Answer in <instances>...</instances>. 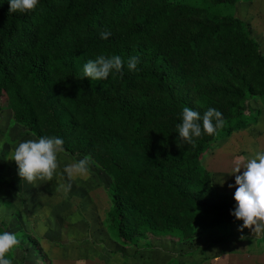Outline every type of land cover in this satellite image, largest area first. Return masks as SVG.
Masks as SVG:
<instances>
[{
    "label": "trees",
    "instance_id": "trees-1",
    "mask_svg": "<svg viewBox=\"0 0 264 264\" xmlns=\"http://www.w3.org/2000/svg\"><path fill=\"white\" fill-rule=\"evenodd\" d=\"M242 1L39 0L13 13L0 0V100L37 139L62 138L65 153L90 157L111 201L106 223L124 248L160 242L194 253L210 231L243 224L230 214L235 192H218L202 165L207 150L257 121L244 116L249 102H264L261 45L248 23L219 8ZM100 55L121 56L123 75L81 78ZM132 56L136 71L127 68ZM185 106L201 117L215 108L226 124L187 144L177 132ZM0 231H8L2 219Z\"/></svg>",
    "mask_w": 264,
    "mask_h": 264
},
{
    "label": "rangeland",
    "instance_id": "rangeland-1",
    "mask_svg": "<svg viewBox=\"0 0 264 264\" xmlns=\"http://www.w3.org/2000/svg\"><path fill=\"white\" fill-rule=\"evenodd\" d=\"M219 8L248 23L264 52V0ZM249 105L244 116L257 121L219 141L202 157L220 193L235 191L228 185H235L237 162L246 163L241 157L264 152V102L252 100ZM11 114L8 103L0 100V219L20 240L13 264H41L33 240L26 239L23 230L38 240L50 264H264V231L254 232V226L210 231L197 241L194 253L160 242L153 249L124 248L106 223L111 201L101 179L90 169L87 176L71 180L63 174L65 165L78 161L75 157L64 151L58 155L60 167L52 181L28 183L19 177L14 148L37 138L12 122ZM242 173L243 169L237 174ZM60 184L71 188L57 190ZM232 230H237L234 235Z\"/></svg>",
    "mask_w": 264,
    "mask_h": 264
},
{
    "label": "clouds",
    "instance_id": "clouds-1",
    "mask_svg": "<svg viewBox=\"0 0 264 264\" xmlns=\"http://www.w3.org/2000/svg\"><path fill=\"white\" fill-rule=\"evenodd\" d=\"M39 0H9V12H27L36 8ZM111 32L102 31V39H108ZM139 58L129 57L127 68L129 71H136ZM125 61L119 55L105 57L100 55L95 59H89L83 66L81 78L90 80H105L110 73L123 75ZM202 120V124H201ZM226 124L220 111L209 108L201 117L200 113L185 106L181 114V123L177 125L179 140L195 146V140L203 134L209 136L217 135L218 130ZM63 139L56 136H42L38 139H28L19 142L13 151L12 159L18 165V175L28 183L36 180L52 181L60 167L58 155L64 151ZM178 146V145H177ZM179 147V146H178ZM246 163L237 162L233 174L235 175V185L229 184L228 187H236L234 199L236 207L231 211V215L236 220L243 221L240 231L243 228H252L254 232L264 231V152H257L254 156L240 158ZM90 157L64 166L63 174L71 180L74 176L85 177L89 174ZM242 174H237L241 172ZM224 180L221 185H223ZM60 188L65 191L70 190L71 184H60ZM241 236L240 239H244ZM20 244L17 235L8 231H0V264H13L11 253Z\"/></svg>",
    "mask_w": 264,
    "mask_h": 264
},
{
    "label": "crops",
    "instance_id": "crops-1",
    "mask_svg": "<svg viewBox=\"0 0 264 264\" xmlns=\"http://www.w3.org/2000/svg\"><path fill=\"white\" fill-rule=\"evenodd\" d=\"M236 190V189H235ZM235 192V191H234ZM236 229V228H235ZM237 230H233V235L235 234V232H236Z\"/></svg>",
    "mask_w": 264,
    "mask_h": 264
}]
</instances>
